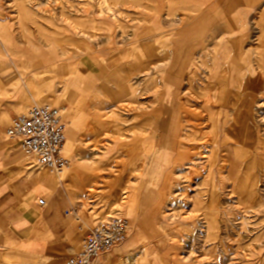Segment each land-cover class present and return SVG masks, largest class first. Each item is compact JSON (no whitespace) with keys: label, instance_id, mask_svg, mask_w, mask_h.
<instances>
[{"label":"rangeland","instance_id":"1","mask_svg":"<svg viewBox=\"0 0 264 264\" xmlns=\"http://www.w3.org/2000/svg\"><path fill=\"white\" fill-rule=\"evenodd\" d=\"M55 1L39 10L57 17L42 23L57 34L41 41L57 55L52 64L42 56L37 106L58 108L68 124L63 153L71 166L49 174L64 179L73 156L87 161L74 185L84 231L111 217L128 219L130 233L132 222L141 224L157 247L125 264L143 253L145 264H264V0ZM220 49L227 63L218 68L234 67L243 88L216 87ZM171 73L181 78L171 99L184 111L174 132ZM51 78L58 93L45 96ZM235 120L244 130L231 129ZM170 136L187 161H178V147L163 157ZM121 192L122 204L110 210Z\"/></svg>","mask_w":264,"mask_h":264},{"label":"crops","instance_id":"2","mask_svg":"<svg viewBox=\"0 0 264 264\" xmlns=\"http://www.w3.org/2000/svg\"><path fill=\"white\" fill-rule=\"evenodd\" d=\"M44 5L46 6L45 0H0V264H66L80 250L83 238L80 224L87 227L85 215L79 213V208L75 205L80 193L74 191V185L78 183L79 169L87 166V161L73 156L72 172L64 179L56 176L54 178L49 174L51 170L36 168L32 159L24 155L18 143L6 137V130L11 122L42 101V56H51L52 64V58L57 55L52 48H43L41 45L43 38H53L57 34L52 29L48 32L42 30V23H57V17L41 14L39 10ZM51 6H57L55 0H51ZM12 18L16 20L13 21ZM233 46L222 48L228 50L230 47L231 51L234 50ZM222 52L223 49H220L214 56L213 72L222 71L223 76L215 77L218 80L216 87H226L227 90L243 88L244 80L239 83L237 75L231 73L236 71L234 67L218 68L215 58H226ZM184 69H181L182 73L186 72ZM240 70L243 71V68ZM56 78L50 79L49 91H44L45 96L57 95ZM180 79V76L178 79L171 73L167 84L168 97L174 107L168 125L170 130L167 128L169 132H174L177 118L174 113L180 116L184 113L176 106L179 105L177 100L171 99L170 95V88H178ZM224 80L225 84L222 83ZM215 85L213 84L214 87ZM71 126L70 139L75 129ZM178 146V142L170 136L163 157L168 159ZM178 149V161H187L186 151L179 147ZM121 194L120 205L123 192ZM145 231L141 224L132 222V230L126 242L96 259L93 264H125L127 259L132 261L133 255L143 247L154 249L157 243L148 242ZM142 256L137 264H145ZM146 263L154 264L151 261Z\"/></svg>","mask_w":264,"mask_h":264},{"label":"built area","instance_id":"3","mask_svg":"<svg viewBox=\"0 0 264 264\" xmlns=\"http://www.w3.org/2000/svg\"><path fill=\"white\" fill-rule=\"evenodd\" d=\"M67 128L68 124L59 109L34 106L11 122L6 137L18 143L36 168L48 169L60 175L71 166V161L63 153ZM79 229L83 233L80 250L66 264H93L96 259L126 242L131 226L128 219L111 217L99 221L86 232L82 224Z\"/></svg>","mask_w":264,"mask_h":264},{"label":"bare ground","instance_id":"4","mask_svg":"<svg viewBox=\"0 0 264 264\" xmlns=\"http://www.w3.org/2000/svg\"><path fill=\"white\" fill-rule=\"evenodd\" d=\"M223 57L221 56V57H216L215 59H217L216 61L219 63V64H223L224 63V61H223V59H222ZM192 62H191V60H189V63L188 64H191ZM219 72V71H218ZM217 71H216V73H215V77L217 76ZM212 75V77H213V73L211 74ZM239 89V88H238ZM260 90V89H259ZM235 98H237V96H235L234 97V104L236 105V111H237V113H236V115H239V116H243V114H244V111L243 110H241V109H239L237 106H238V98L237 99H235ZM244 103H246V102H244ZM239 105H241V102H240V104ZM49 107V106H48ZM228 107V106H227ZM244 107L245 108H247V106L246 105H243L242 106V108L244 109ZM56 108V107H55ZM58 109V108H57ZM248 110H250L251 111V109H249V107H248ZM218 111H220V112H222V115L223 114H225L223 111H225V109L224 108H222V107H220V108H218ZM61 112V111H60ZM184 112V111H183ZM221 114V113H220ZM174 115H175V117L177 116V115H180V114H177V113H174ZM244 117V116H243ZM250 117H251V115H250ZM249 117V118H250ZM248 118V117H247ZM247 123H245L246 124V126H248V127H250V128H252V129H256V127H254L253 125H251V122H250V119H248L247 121H246ZM224 124L225 123H223V126H224ZM162 125V124H161ZM216 125H213V127H215ZM217 126H218V124H217ZM240 127H242V129L244 130V127H245V125H244V123L243 122H241V121H239V120H235L234 121V123H232V125H231V129L232 130H234V129H236V128H240ZM187 135V134H186ZM66 138H67V131H66ZM187 153V152H186ZM186 158H187V155H186ZM240 160V159H239ZM239 160H237V158H235V160L233 159V162H232V165H233V167H235L236 169H239V167H241L242 166V163L239 161ZM122 194L119 196L120 197V199H118V198H116L112 203H111V206H110V210H113V209H115L116 207H118L119 205H120V203H121V200H122ZM106 220V219H105ZM104 221V220H103Z\"/></svg>","mask_w":264,"mask_h":264}]
</instances>
